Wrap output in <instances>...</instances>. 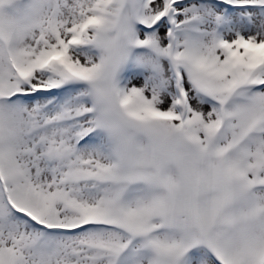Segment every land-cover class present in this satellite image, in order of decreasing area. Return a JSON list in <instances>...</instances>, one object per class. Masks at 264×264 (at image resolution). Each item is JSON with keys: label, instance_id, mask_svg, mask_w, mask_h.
<instances>
[{"label": "snow or ice", "instance_id": "obj_1", "mask_svg": "<svg viewBox=\"0 0 264 264\" xmlns=\"http://www.w3.org/2000/svg\"><path fill=\"white\" fill-rule=\"evenodd\" d=\"M0 264H264V0H0Z\"/></svg>", "mask_w": 264, "mask_h": 264}]
</instances>
